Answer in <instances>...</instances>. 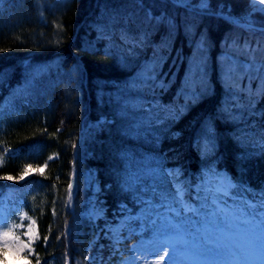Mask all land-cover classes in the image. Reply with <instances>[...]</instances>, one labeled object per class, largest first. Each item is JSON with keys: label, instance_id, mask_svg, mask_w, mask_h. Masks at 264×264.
Wrapping results in <instances>:
<instances>
[{"label": "trees", "instance_id": "1", "mask_svg": "<svg viewBox=\"0 0 264 264\" xmlns=\"http://www.w3.org/2000/svg\"><path fill=\"white\" fill-rule=\"evenodd\" d=\"M208 3L204 13L174 0H0V110L12 97L19 110L0 132V193L29 185L22 204L39 238L28 264H86L91 232L104 223L79 216L91 195L86 169L106 218L135 207L118 173L130 143L111 95L122 83L172 109L155 151L178 169L183 198L210 166L255 196L264 190V14L242 18L249 0ZM94 249L113 258L106 238Z\"/></svg>", "mask_w": 264, "mask_h": 264}, {"label": "rangeland", "instance_id": "2", "mask_svg": "<svg viewBox=\"0 0 264 264\" xmlns=\"http://www.w3.org/2000/svg\"><path fill=\"white\" fill-rule=\"evenodd\" d=\"M174 2L190 11L208 13L210 10L208 0ZM255 13L264 14V0H249V9L242 18L250 20ZM226 19L241 23L234 17ZM242 26L250 27L246 23ZM226 68L231 73L236 71L237 65L231 61ZM38 70L41 67L33 69ZM198 77L201 81L200 75ZM25 86H30V81ZM140 88L134 82L122 83L111 94L119 104L121 124L130 138V143L122 149L118 173L139 205L136 211L121 210L114 221L106 218L97 197L99 185L94 170L86 169L83 183L91 190V195L82 203L79 216L92 222L99 218L105 220L103 227L97 226L91 232L85 255L88 264H157V261L159 264H264V193L260 200H252L250 188L235 183L223 171L212 167L204 169L192 185L193 201H184L180 196L182 183L177 169L165 166L162 159L149 150L158 147L172 109L159 97L138 95ZM15 101L10 98L0 110V132L8 119L19 115ZM200 141L203 147L210 144L207 136ZM33 174L35 168H29L22 180ZM72 179L69 200L76 182L75 176ZM28 190L29 186L22 184L0 195V221H5L0 227V264H28L33 253L38 238L30 243L31 251L21 244V241L29 244L26 233L38 235L34 219L26 214L21 203L22 195ZM6 231L9 235L4 237ZM71 231L72 226L68 229ZM74 233H77L76 227ZM101 238L102 241L107 239L109 254L114 258L102 259L95 255L94 248L102 247ZM69 262L67 258L65 264Z\"/></svg>", "mask_w": 264, "mask_h": 264}, {"label": "snow or ice", "instance_id": "3", "mask_svg": "<svg viewBox=\"0 0 264 264\" xmlns=\"http://www.w3.org/2000/svg\"><path fill=\"white\" fill-rule=\"evenodd\" d=\"M21 178H23V177H21ZM9 179H11V177H9ZM4 223H5V221H0V227H3L4 226ZM3 235H4V237H7L9 235V232L6 231ZM26 235H29V244H24L22 241H21V244H22V247L23 248H28L29 251H31V249H30V243L33 242L34 239L39 238V237L35 233H26ZM16 239H19V238L16 237ZM45 239H47V237H45ZM164 251H165V253H167V249H165ZM159 259L162 260L163 259V256H161ZM37 264H39V262H37ZM157 264H159V261H157Z\"/></svg>", "mask_w": 264, "mask_h": 264}, {"label": "water", "instance_id": "4", "mask_svg": "<svg viewBox=\"0 0 264 264\" xmlns=\"http://www.w3.org/2000/svg\"><path fill=\"white\" fill-rule=\"evenodd\" d=\"M188 8V7H187ZM188 9H190V8H188ZM214 14H218V15H221V16H223V17H225V18H230L231 19V17L230 16H228V15H222V14H220V13H214ZM241 25L242 24H244V23H240ZM252 26V25H251Z\"/></svg>", "mask_w": 264, "mask_h": 264}]
</instances>
